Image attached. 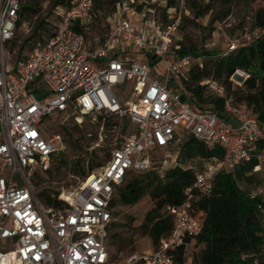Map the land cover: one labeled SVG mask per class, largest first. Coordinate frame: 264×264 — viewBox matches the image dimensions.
Here are the masks:
<instances>
[{
    "label": "built area",
    "instance_id": "1",
    "mask_svg": "<svg viewBox=\"0 0 264 264\" xmlns=\"http://www.w3.org/2000/svg\"><path fill=\"white\" fill-rule=\"evenodd\" d=\"M94 1L73 0L68 8L57 7L53 32L9 64L5 45L13 38L22 0H0V264H173L179 248L189 264L194 239L202 230L203 212L193 207L196 194L209 195L215 176L242 161L255 159L252 172L264 173V148L259 146L264 144V124L211 77L199 84L223 99L221 114L209 106L195 109L181 99L177 81L193 62L201 65V59L179 55L172 46L179 23L172 7L162 23L153 8L129 11L127 0L119 1L101 44L90 49L74 26L89 18ZM263 36L264 26L245 25L222 55ZM134 53L142 58L133 59ZM152 60L162 63L161 75L153 72ZM247 77V71L236 68L229 77L231 86L242 87ZM127 83L131 98L121 101L114 88ZM41 86L46 89L33 91ZM102 113L129 118L135 133L80 181L69 200L62 199L63 208L44 205L30 179L37 169L50 166L61 141L58 133L45 134V120L81 124ZM185 134L209 147L221 145L222 157L184 166L193 180L182 189L178 204L165 207L172 229L156 247L111 260L108 237L117 187L129 171L156 169L162 176L177 164L173 149ZM248 194L257 199L264 229V181ZM222 264H264V242L259 252H242L237 261Z\"/></svg>",
    "mask_w": 264,
    "mask_h": 264
},
{
    "label": "trees",
    "instance_id": "2",
    "mask_svg": "<svg viewBox=\"0 0 264 264\" xmlns=\"http://www.w3.org/2000/svg\"><path fill=\"white\" fill-rule=\"evenodd\" d=\"M73 0H22L19 10L18 20L15 29L20 28L27 21L29 15L36 14L41 10L45 2H50V9L57 7L68 8ZM121 0H111L113 8ZM223 6H228L233 0H219ZM262 5L255 10L252 26H264V0ZM193 2V1H192ZM209 0L203 8L199 7L196 16L207 13L212 6ZM100 0H95L92 9L96 8ZM173 1L168 0L167 7L173 6ZM140 8V7H139ZM229 13V7L224 13L215 16L213 19H220ZM74 29L82 32V25H75ZM15 31V30H14ZM29 39L26 38L24 42ZM44 40V39H43ZM41 40V41H43ZM13 38L6 44L10 45ZM38 41V42H41ZM179 55L191 54L194 57H216V50H197L194 47L179 46L175 49ZM22 46L17 49L16 58H20ZM10 53V52H9ZM156 60H152L154 64ZM236 68L248 72V77L242 87H232L229 77ZM211 77L219 81L228 93L233 96L234 103H244L250 113L260 123L264 124V36L245 43L226 55L214 59L201 61V65L193 62L189 67L186 76L181 77L176 84L180 92L181 99L187 101L195 109L202 106H209L214 111L221 114L223 112V99L211 94L199 81ZM237 99V101H236ZM113 115L109 113L98 114L95 120L86 122L100 123L103 117ZM81 124L74 123L73 129H79ZM88 122V123H89ZM104 126L110 125L104 122ZM64 140L69 143L72 149L81 148L79 138H74L67 126H63ZM264 148V144H259ZM173 150H176V162L174 166L167 168L161 176L156 169L146 171H129L124 181L116 189L112 206L120 204L123 206H133L144 196L148 195L153 206L148 209L139 225L140 232L147 235L154 247L158 245L159 239L166 236L172 229L173 220L165 210L167 205L178 204L182 200V189L189 185L193 180V173L184 168L187 163L196 160H205L211 157H222L223 147L215 144L212 147L205 145L193 135L187 134ZM56 152V151H55ZM52 155V163L43 170L50 172L49 168L57 156H62L59 166H67L68 159L63 152L55 156ZM64 156V157H63ZM72 174L79 176L85 175L81 171V160L79 158L70 161ZM257 163L255 159L242 161L229 172H221L215 176L212 192L209 195L196 194L193 200V207L196 211L203 212L202 230L194 239V249L192 260L189 264H222L224 262L237 261L242 252H259L264 242V229L259 224V216L256 211L257 199L251 198L248 194L249 189L264 181V173L252 172L253 166ZM36 171L33 176H36ZM249 187H243L242 184ZM58 192L51 193L49 190L40 191L37 196L42 203L48 207L63 208L66 203L57 197ZM115 223L110 222L111 225ZM109 227V229H110ZM115 235H109L114 238ZM110 242H113L112 239ZM110 254V252H109ZM111 260H118L111 257ZM173 264H186L183 257L182 248L173 252Z\"/></svg>",
    "mask_w": 264,
    "mask_h": 264
},
{
    "label": "rangeland",
    "instance_id": "3",
    "mask_svg": "<svg viewBox=\"0 0 264 264\" xmlns=\"http://www.w3.org/2000/svg\"><path fill=\"white\" fill-rule=\"evenodd\" d=\"M173 6L171 12L179 17L178 26L172 35L171 43L174 47L181 45L194 47L197 50H216V57L222 56L229 40L239 35L242 27L251 25L255 10L262 5L261 0H233L228 6H223L219 0L212 2L213 8L201 16H196L199 7L203 8L209 0H172ZM193 1V2H192ZM126 6L130 10L153 8L156 16L162 23L166 22L165 11L168 0H135V3L126 1ZM50 2H45L41 10L36 14L29 15L28 19L20 28L15 29L11 49L8 53V63L12 64L15 60L18 47L22 46L21 55L28 54L32 51L38 41L47 38L54 30L59 12L50 9ZM229 7V13L220 19H213L219 16L226 8ZM111 4V0H100L96 8H93L89 18L82 24V33L90 49L99 46L107 33L111 23L117 13ZM28 38L27 42L24 40ZM177 45V46H176ZM9 49V45H5ZM133 59L142 58L141 54L134 53L130 55ZM216 57L201 56L202 62ZM160 61H155L152 65L153 72L161 75ZM244 86V85H243ZM242 86V88H243ZM124 88V89H123ZM45 86H41L33 91H43ZM118 98L124 101L131 98V88L129 83L126 86L114 88ZM237 101V99H236ZM91 117L84 118L85 122L79 129H73L72 125L76 123L73 120L61 124L58 120L47 118L44 122L45 134L51 135L58 133L61 137L57 145L55 156L63 152L68 159L67 166H59V160L62 156H57L49 168L50 172L36 170V176H31V184L37 193L49 190L51 193L58 192V199L62 200V194L69 196L70 193L79 185L88 174L97 171L103 166L117 145L125 138L129 137L136 131V126L127 117H118L117 115H108L103 117L100 123L86 122ZM92 121V120H90ZM89 122V123H88ZM108 122V127L104 126ZM63 126H67L74 138H79L81 148L74 150L67 141L64 140ZM187 134L183 136L186 137ZM64 157V156H63ZM81 160V171L85 175L76 176L72 174L71 163L73 159ZM52 163V159H51ZM242 186L249 187L243 183ZM40 199V198H39ZM63 201V200H62ZM153 206L152 199L146 195L137 204L133 206H123L115 204L111 212V225L109 235H115L109 238L108 249L112 258L119 259L132 252H142L154 248L151 239L140 232L139 225L142 222L145 212ZM112 239L113 242H110Z\"/></svg>",
    "mask_w": 264,
    "mask_h": 264
},
{
    "label": "bare ground",
    "instance_id": "4",
    "mask_svg": "<svg viewBox=\"0 0 264 264\" xmlns=\"http://www.w3.org/2000/svg\"><path fill=\"white\" fill-rule=\"evenodd\" d=\"M61 197H64V198H63L64 200H69V196H68V195H66L65 193H64V194H62V195H61Z\"/></svg>",
    "mask_w": 264,
    "mask_h": 264
}]
</instances>
